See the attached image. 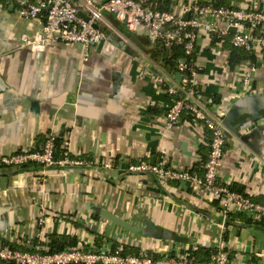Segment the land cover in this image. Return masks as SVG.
Instances as JSON below:
<instances>
[{
    "label": "crops",
    "instance_id": "0c3cea01",
    "mask_svg": "<svg viewBox=\"0 0 264 264\" xmlns=\"http://www.w3.org/2000/svg\"><path fill=\"white\" fill-rule=\"evenodd\" d=\"M189 1L173 0L169 9L180 14L182 2ZM230 1L264 11V0ZM104 19L107 37L91 45L85 59L78 43L23 44L22 36L41 30V20L21 18L0 0V158L35 151L55 132L68 139L72 156L93 160L87 166L0 168V241L48 250L49 236L59 234L85 249L115 243L151 255L225 248L231 264H264V228L249 215L223 217L218 200L202 188L126 170L129 163L164 156L173 168L199 172L209 133L183 116L179 124L166 126L172 98L146 71L153 62L146 37L110 13ZM252 52V61L230 67L225 45L200 32L195 80L201 97L224 111L231 126L248 119L237 127L250 134L246 141L227 125L224 129L218 180L264 203V52L260 46ZM249 71L250 86L244 88L240 80ZM103 211L138 231L117 226Z\"/></svg>",
    "mask_w": 264,
    "mask_h": 264
},
{
    "label": "built area",
    "instance_id": "2783aa9c",
    "mask_svg": "<svg viewBox=\"0 0 264 264\" xmlns=\"http://www.w3.org/2000/svg\"><path fill=\"white\" fill-rule=\"evenodd\" d=\"M15 8L16 14L27 20H41V30L32 37L22 36V42L28 46L61 42L81 44L85 49V59L89 47L106 39L107 34L101 23L105 22L104 13H110L131 32L142 31L146 39L155 43L162 41L166 47L181 46L184 57L176 67L175 74L167 73L154 61L146 69L155 84L172 98L166 109V126L172 127L182 120L183 113L191 116L192 122H198L209 133L208 152L199 164L198 172L177 169L168 165L162 156L157 161L139 160L127 165L126 170L133 173H149L159 182H188L202 188L218 200L222 216L243 213L252 219L264 217V203L255 201L244 192L234 190L232 184L218 180V168L224 153L225 135L223 124L224 111L209 104L201 97L195 80L198 67L194 63L196 40L200 32L208 40L213 36H226L231 33L230 42L235 47L253 51L255 47L264 48V11L237 6H213L202 4L198 0L182 2V12L171 9H159L149 0H2ZM185 14L188 18L185 19ZM233 27L234 31H230ZM215 41V40H214ZM217 43V41H215ZM219 43V42H218ZM251 71L240 80L242 87L250 86ZM58 135L50 132L41 148L8 157H1L0 164L19 165L34 162L41 166H87L91 159L72 156L68 139H62V156L54 157ZM105 167L110 162L103 164ZM190 248L172 252L124 253L123 245L114 248L103 247L85 249L81 246L62 251L48 252L36 247L19 249L0 241V261L11 264H231L229 251L225 248L213 250L204 262L192 261Z\"/></svg>",
    "mask_w": 264,
    "mask_h": 264
},
{
    "label": "trees",
    "instance_id": "16d2710c",
    "mask_svg": "<svg viewBox=\"0 0 264 264\" xmlns=\"http://www.w3.org/2000/svg\"><path fill=\"white\" fill-rule=\"evenodd\" d=\"M152 5L157 6L159 9H167L169 10V7L171 6L173 0H149ZM200 3L205 4H211L213 6H231L230 0H198ZM231 33L227 34L223 37H218L216 35L213 36V39L219 43H222L225 45L227 50L229 51L228 54V65L230 67L235 66L239 62L243 60H250L252 61L254 58V53L252 51H248L241 47H235L230 42ZM147 51L152 57V60L165 72L174 74L176 73V67L180 59L184 57L183 50L181 46L179 45H172L171 47H166L162 41H157L155 43H151L147 40ZM264 52V48H262ZM194 58V56H193ZM186 119L192 120L191 116L187 113H183L182 115ZM43 141V140H42ZM62 142L61 136H58L56 140V146L54 150V157L60 158L62 156V148L60 147ZM41 147L36 148V150H39ZM35 150V151H36ZM207 156V155H206ZM205 160V159H204ZM203 160V161H204ZM202 162V161H201ZM9 165L0 164V168L6 167ZM35 167L36 163L34 162H27L23 164L16 165V171H23L28 170L31 167ZM190 172H195V170H189ZM199 171V168H198ZM200 173V171L198 172ZM234 190L242 192L241 188H238L236 186H232ZM252 223L257 224L264 228V217H261L259 219H251ZM77 245V242L74 238H71L66 235H59V234H51L47 241V247L48 252H57L62 251L71 247H75ZM112 248L116 245L115 243H112ZM213 250L207 249V248H197L196 250L192 251V261L198 263V262H204L208 259V256ZM124 253H132L137 254V249L135 248H127V246L123 247Z\"/></svg>",
    "mask_w": 264,
    "mask_h": 264
},
{
    "label": "water",
    "instance_id": "95a60500",
    "mask_svg": "<svg viewBox=\"0 0 264 264\" xmlns=\"http://www.w3.org/2000/svg\"><path fill=\"white\" fill-rule=\"evenodd\" d=\"M184 18L187 19L188 18V14H185ZM230 31L233 32L234 31V28L231 27L230 28ZM175 76L179 80L181 79V75L179 73H176ZM236 119H237V117H236ZM247 120H248L247 118L246 119H240V120L238 119L237 122H236V124H235L236 127L233 126V125L231 126L229 124L230 122H228L226 120H223V124L225 125V127L227 125L230 128V130L232 132H234L236 134V136L240 140L246 141L247 138L250 136V134H246V133L245 134H240L239 131L237 130L238 129L237 127L238 126L239 127H242L245 123L248 122ZM102 216L105 217L106 219L110 220L111 222H113L117 226H119V227H121V228H123V229H125L127 231H138V229H139L137 227L131 226L125 219H122V218H120L119 216H117L115 214L109 213L108 211H103L102 212ZM143 232L144 233L147 232V233H150L151 234V232L149 231V228H144V231Z\"/></svg>",
    "mask_w": 264,
    "mask_h": 264
}]
</instances>
